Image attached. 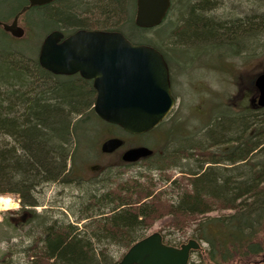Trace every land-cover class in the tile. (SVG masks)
Returning a JSON list of instances; mask_svg holds the SVG:
<instances>
[{
  "label": "trees",
  "instance_id": "16d2710c",
  "mask_svg": "<svg viewBox=\"0 0 264 264\" xmlns=\"http://www.w3.org/2000/svg\"><path fill=\"white\" fill-rule=\"evenodd\" d=\"M6 2L0 0V4ZM13 2L7 15L0 16V23L18 18L24 30L20 40L40 29L45 30L38 38L40 45L54 31L64 38L88 28L120 33L130 43L151 47L162 55L172 88L170 69L179 66L171 67L170 52L175 55L193 43L219 44L224 50H218L220 62L227 64L225 74H230L229 62L234 63L235 56L241 54L242 40L264 32V14L215 22L208 16L214 4L210 0H170L163 23L148 30L134 24L136 0H93L92 6L88 0H54L40 7H30L27 0ZM75 6L86 8L90 15L76 16ZM62 17L71 23L66 25ZM172 18L180 24L175 25ZM63 25L79 28L65 31ZM159 34L163 38L155 42L153 37ZM167 37L176 41L165 51L161 44ZM0 39L15 40L1 26ZM39 48L34 47L29 54L0 50V196L15 194L21 206L3 217L2 224L14 230L27 225L35 230L32 240L21 247L26 264H118L108 257V247L117 246L125 254L156 222H160L158 233L163 243L174 248L182 243L166 237L185 233L187 223H192L190 238L200 245L194 253L198 259L192 264H251L252 258L261 256L263 263L255 264H264V162L253 160V154L264 157V108L252 104L255 79L248 81L247 92L253 93L248 105L235 108L220 103L226 112L210 117L203 128L192 131L186 118L179 122L173 118L169 131L161 132L158 140L154 131L165 121L142 135H149L154 143L145 146L152 154L133 164L143 168L137 175L124 178L119 172L99 177L113 167L132 166L119 160L92 176L99 177L98 182L85 185L91 181L90 169L98 154H104L102 144L98 147L103 135L112 131V138L131 136L94 114L96 93L89 81L79 75L55 76L42 69ZM250 58L242 56L240 64ZM238 80L235 84L240 90ZM176 125L180 129L173 134ZM197 131L205 134L204 148L191 145L170 153L156 150L158 141H186ZM213 148L217 152H211ZM176 168L181 176L172 179L169 173ZM48 184L87 188L78 199L79 215L74 223L35 213L39 204L34 194ZM0 264L16 263L6 253L1 255Z\"/></svg>",
  "mask_w": 264,
  "mask_h": 264
},
{
  "label": "rangeland",
  "instance_id": "374dc122",
  "mask_svg": "<svg viewBox=\"0 0 264 264\" xmlns=\"http://www.w3.org/2000/svg\"><path fill=\"white\" fill-rule=\"evenodd\" d=\"M14 0H7L5 4H0V16L7 15L6 12L11 8L9 4L14 3ZM89 5L92 6L93 0H88ZM199 1V0H196ZM213 1V9L208 14L210 19L220 22H229L237 19L243 18H257V16H262L264 14V0H210ZM78 2L75 3L77 5ZM16 5V4H15ZM80 6V5H79ZM78 6V7H79ZM89 6V8L91 7ZM75 6L76 16L86 17L90 13L86 11V8H78ZM64 17H62L63 19ZM170 18V17H169ZM65 24L68 25L71 23V20L68 18L63 19ZM173 21L176 18H172ZM63 23V21H62ZM163 23V22H162ZM169 23V20L166 19L164 22ZM175 25L177 23L175 21ZM11 23L7 24L10 25ZM21 22H18V26L22 28ZM25 25V24H24ZM63 30L70 31L79 27H68L62 26ZM87 30H90L89 28ZM257 30V29H256ZM43 29L36 30L32 36L28 37L26 40H1L0 39V50H15L24 54H29L33 51V48L40 45L38 38L43 34ZM162 34L154 36L153 40L155 42H160L162 40ZM181 39V38H180ZM185 39V37H183ZM176 39L173 37L164 38L161 47L165 51L169 50L170 43H174ZM170 45V46H169ZM180 45V44H179ZM178 44H173V47L179 46ZM242 52L241 54L236 55L238 58L233 59V62L230 63V71L227 73V64L221 60L218 50L221 46L216 45H206V43H193L188 46L189 48L184 50H177L175 55L170 52L167 56L170 61V65H178L179 67L173 66L170 69L171 76L173 78L174 87L173 91L175 92V105L171 113L164 122L162 128H158L154 131L153 137L155 136L156 140L161 138L163 135L161 132L169 131V126L173 122V118L177 119L176 122L182 121L186 118V124L188 128L192 131H196L204 125L207 120L214 116L215 114L225 113V109L219 105L222 103V106L229 104L230 106L241 107L248 105L249 98L253 96V93L247 92L249 89L248 81L251 79H256L262 72H264V32H256L253 35L246 36L240 43ZM172 47V46H171ZM222 53V52H221ZM247 56L251 57L246 63H242L241 57ZM176 61H175V59ZM208 58V59H207ZM217 67L221 71L217 70ZM241 81L240 90L237 87V82ZM248 85V86H247ZM239 90L237 92L236 90ZM255 101L252 102V104ZM254 105V104H253ZM190 119H187V118ZM177 128V129H176ZM179 126L174 127L173 134L178 132ZM101 128L97 132H100ZM115 131V130H114ZM115 132H119L116 130ZM195 136H192L188 140H180L166 144L164 142L158 141L157 151L163 150L166 153H170L173 149L180 147H190L191 145L197 146L199 148L206 147L204 142V133L197 131ZM114 137L113 132L110 131L108 134H104L103 138L100 140L98 147L106 140ZM119 136L124 140L125 145L118 149L117 151L111 154H98L97 163L90 169V183L85 185L95 184L100 178L111 177L110 175H116L117 173H122L124 178L137 175L139 172L143 171L142 166L133 165L129 167L116 168L113 167V170L109 173H105L103 176L97 178L95 176L99 169H102L106 166H112L120 160V156L126 149L136 148L139 146H153V140L146 136L138 137H129ZM173 141V140H172ZM157 145V144H155ZM211 152H217L216 148L210 149ZM258 154V153H257ZM253 160L255 162H264V157L262 154L257 155L253 154ZM252 158V156H251ZM172 179L180 177V170L177 168L172 170L170 173ZM82 186L76 185H66V184H48L44 185L37 189L34 194V199L38 202V207L34 209L35 213L38 215L46 214L47 217L52 220L58 219V221H68L69 223L75 222V217H78V199L83 197L85 194ZM0 199L7 200V204L0 203V257L3 254L9 253L10 257L15 261L16 264H26L23 254H21V247L25 246L26 243L32 240L34 235L33 228L31 226H24L16 230L5 226L2 224L3 217H9V213L13 211H19L20 199L15 194H6L0 196ZM212 216L215 213L211 214ZM12 216V215H10ZM85 222H80L78 229L81 230L82 225ZM189 223V222H188ZM186 226L191 227L192 223H189ZM160 222L154 223L146 232V237L153 233L160 232ZM184 230L185 233H171L170 236H167L168 240H175L176 242H181L185 244L190 238L192 232L190 228ZM201 247H203L201 245ZM125 250L120 249L117 246H110L107 249L108 257L112 263L120 261L121 256L124 254ZM264 252V250H263ZM264 255V253H263ZM262 257V256H261ZM261 257H255L250 260L251 264L260 263ZM264 257V256H263ZM196 254H192L190 257L189 264L195 263L197 261ZM263 263V262H261Z\"/></svg>",
  "mask_w": 264,
  "mask_h": 264
},
{
  "label": "water",
  "instance_id": "95a60500",
  "mask_svg": "<svg viewBox=\"0 0 264 264\" xmlns=\"http://www.w3.org/2000/svg\"><path fill=\"white\" fill-rule=\"evenodd\" d=\"M54 0H27L30 7L47 5ZM134 24L153 29L165 19L170 0H136ZM13 38L21 39L24 30L14 19L0 23ZM42 69L55 76L79 75L92 81L96 93L93 112L103 122L119 127L130 136H141L160 125L171 113L175 101L171 95L169 71L155 49L130 43L122 34L80 30L64 38L57 31L44 37L38 52ZM257 105L264 108V74L254 81ZM114 138L101 145L104 154L122 146ZM147 148H134L121 156L124 163H136L150 156ZM200 249L194 240L179 248L165 245L159 233H153L132 245L118 264H189L190 255Z\"/></svg>",
  "mask_w": 264,
  "mask_h": 264
},
{
  "label": "flooded vegetation",
  "instance_id": "af4514ba",
  "mask_svg": "<svg viewBox=\"0 0 264 264\" xmlns=\"http://www.w3.org/2000/svg\"><path fill=\"white\" fill-rule=\"evenodd\" d=\"M16 20H17V25H18V18H15ZM14 21V20H13ZM11 23H12V21H11ZM255 81V80H254ZM91 84H92V81H89ZM255 87V86H254ZM170 89H171V95L173 96V98H174V100H175V92L173 91V88H172V86H171V84H170ZM255 91H256V93H255V96H254V99H253V101H255L254 102V105L256 104V106L258 107V105H257V98H258V90L255 88ZM175 102H176V100H175ZM255 108V107H254ZM258 108H260V107H258ZM109 140V139H108ZM125 145V142H123V144H122V146L121 147H123ZM120 147V148H121ZM120 148H118V149H120ZM136 148H144L143 146H139V147H136ZM117 149V150H118ZM131 149H134V148H131ZM117 150H115V151H117ZM127 150H129V149H126L125 151H127ZM114 151V152H115ZM124 151V152H125ZM123 154V153H122ZM122 154H121V156H122ZM121 156H120V159H121ZM143 159H145V158H143ZM143 159H140V160H138L137 162H140V161H142ZM136 162V163H137Z\"/></svg>",
  "mask_w": 264,
  "mask_h": 264
},
{
  "label": "bare ground",
  "instance_id": "6f19581e",
  "mask_svg": "<svg viewBox=\"0 0 264 264\" xmlns=\"http://www.w3.org/2000/svg\"><path fill=\"white\" fill-rule=\"evenodd\" d=\"M2 202V204H7L8 202H7V200H2V199H0V203Z\"/></svg>",
  "mask_w": 264,
  "mask_h": 264
}]
</instances>
